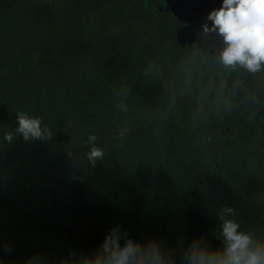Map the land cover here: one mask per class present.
<instances>
[{"label":"trees","instance_id":"obj_1","mask_svg":"<svg viewBox=\"0 0 264 264\" xmlns=\"http://www.w3.org/2000/svg\"><path fill=\"white\" fill-rule=\"evenodd\" d=\"M176 1L0 0V264H84L116 225L185 264L225 206L264 243V65L225 68L217 1Z\"/></svg>","mask_w":264,"mask_h":264},{"label":"clouds","instance_id":"obj_2","mask_svg":"<svg viewBox=\"0 0 264 264\" xmlns=\"http://www.w3.org/2000/svg\"><path fill=\"white\" fill-rule=\"evenodd\" d=\"M207 20L212 22L211 26L204 23L202 30L205 34L218 32L222 37L224 46L219 60L225 68L239 66L250 73L261 70L264 65V0H223L222 7L212 10ZM17 121L16 134L26 141L53 136L50 128L42 127L39 117L21 111L17 112ZM16 134L7 132L4 141L11 143ZM88 139L93 146L85 156L94 167L103 159L104 152L95 146V135ZM225 213L234 215V211L225 206L220 213L223 247L208 248L193 243L185 255V264H264V243L255 242L250 232L240 230V224L225 218ZM121 229L120 225L112 228L98 249L83 258L84 264H167L159 240L137 241Z\"/></svg>","mask_w":264,"mask_h":264},{"label":"water","instance_id":"obj_3","mask_svg":"<svg viewBox=\"0 0 264 264\" xmlns=\"http://www.w3.org/2000/svg\"><path fill=\"white\" fill-rule=\"evenodd\" d=\"M208 1V0H202L195 8L191 9V10H187V11H183L181 12V8L183 6V3H184V0H177L174 4H173V10H174V13L180 17H185L187 15H190L191 13H195L197 11H199L202 6L205 4V2ZM217 3H218V6L217 8H220L222 7L223 5V0H216ZM205 23H208L209 26H211V21H208L206 20ZM212 35H218V32L217 33H210Z\"/></svg>","mask_w":264,"mask_h":264}]
</instances>
